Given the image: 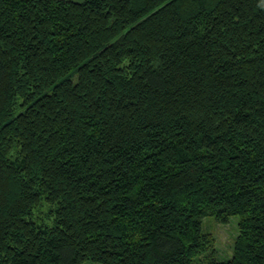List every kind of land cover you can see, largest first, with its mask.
<instances>
[{"label":"trees","instance_id":"trees-1","mask_svg":"<svg viewBox=\"0 0 264 264\" xmlns=\"http://www.w3.org/2000/svg\"><path fill=\"white\" fill-rule=\"evenodd\" d=\"M86 260L264 264V0H0V264Z\"/></svg>","mask_w":264,"mask_h":264},{"label":"rangeland","instance_id":"rangeland-1","mask_svg":"<svg viewBox=\"0 0 264 264\" xmlns=\"http://www.w3.org/2000/svg\"><path fill=\"white\" fill-rule=\"evenodd\" d=\"M38 221H48L46 218L47 207L45 205L39 206L35 209ZM44 219V220H43ZM237 216H231L226 223L216 222L212 218L204 220V232L206 233L207 248H214L216 253L215 257L218 260H226L233 253L235 238L238 233ZM201 259L203 254L199 255ZM81 264H102L86 260Z\"/></svg>","mask_w":264,"mask_h":264}]
</instances>
